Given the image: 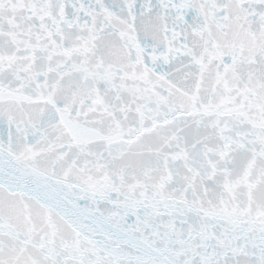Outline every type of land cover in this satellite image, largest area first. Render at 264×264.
<instances>
[{"label": "snow or ice", "instance_id": "obj_1", "mask_svg": "<svg viewBox=\"0 0 264 264\" xmlns=\"http://www.w3.org/2000/svg\"><path fill=\"white\" fill-rule=\"evenodd\" d=\"M0 264H264V0H0Z\"/></svg>", "mask_w": 264, "mask_h": 264}]
</instances>
